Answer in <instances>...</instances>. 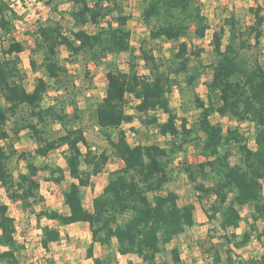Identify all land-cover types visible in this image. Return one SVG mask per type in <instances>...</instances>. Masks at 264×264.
<instances>
[{
    "label": "trees",
    "instance_id": "16d2710c",
    "mask_svg": "<svg viewBox=\"0 0 264 264\" xmlns=\"http://www.w3.org/2000/svg\"><path fill=\"white\" fill-rule=\"evenodd\" d=\"M54 1L46 0L47 4ZM68 1L72 4L67 12L72 28L48 18L33 31V51L41 52L42 58L38 63L32 57L31 65L34 72L41 70L42 74L29 90L21 67L26 46L15 35L18 14L10 0H0V139L6 142L0 145V185L8 198L25 207L42 201L39 172L47 170V180L55 183L62 182L66 174L62 166L38 165L35 154L47 157L66 147L65 161L73 179L63 191L69 210L43 208L37 213L38 221L47 218L60 225L88 222L92 241L86 253L94 264H118V255L131 254L141 257L144 264H162L158 255L163 246L197 224L196 205L180 204V194L168 187L173 180L172 165L189 146H197L206 159L197 163L180 160L178 168L193 183L208 221H219L218 241L208 234L209 245L205 249V244H200L202 251L211 256L212 264H264V252L246 260L234 258L238 256L235 249L264 237V227H259V221L264 223V63L257 53L251 54L259 50L264 38V6L249 8L251 24L242 25L231 13L224 18L223 28L213 33L215 61L203 97L196 88L207 66L201 59L204 49L184 40L203 39L210 28L197 0H142L143 17L152 26L149 37L177 45L167 57L154 54L145 42L137 52L123 0ZM88 25L97 30L90 31ZM227 27L230 34L225 42ZM63 51L74 59L84 55L96 65L107 63L106 93L94 107L80 106L83 91L63 62ZM121 53L129 56L127 69L117 65ZM141 62L146 72L139 71ZM176 86L190 92V101L199 111L192 125L171 106L170 94ZM51 92L52 100L44 105ZM129 97L148 125L161 136H170L164 144L129 141L127 131L120 128L135 119L127 109ZM87 112L104 133L113 156L123 162L122 167L110 171L107 184L93 199L92 210L84 204L83 187H94L93 175L103 172L111 154L93 150L84 126ZM158 112L167 118L162 120ZM214 115L252 124L254 147L241 126L225 127L213 121ZM51 123H59L62 131L48 134L45 129ZM24 130L38 143L35 154L15 147ZM111 130H118L116 138ZM234 146L236 161L232 160ZM15 157L26 161L27 171L20 172L18 178L10 166ZM245 205L253 208L251 220L242 215ZM243 221L247 227L239 234L236 230ZM41 229L45 249L62 239L57 227L43 225ZM95 244L104 247L106 254L96 256ZM0 248H4L0 263L25 264L21 259L25 246L17 238L16 220L9 204L1 199ZM172 261L183 263L179 246L172 248Z\"/></svg>",
    "mask_w": 264,
    "mask_h": 264
},
{
    "label": "rangeland",
    "instance_id": "374dc122",
    "mask_svg": "<svg viewBox=\"0 0 264 264\" xmlns=\"http://www.w3.org/2000/svg\"><path fill=\"white\" fill-rule=\"evenodd\" d=\"M12 8L17 12L18 17L15 19V35L19 41H22L26 50L21 53L22 64L21 67L26 73L25 84L29 90H32L35 84V78L42 74V71L34 72L31 65V58L41 62V52H34L33 48L34 37L33 31L36 29L39 22H43L48 18L61 20L66 28H72L70 16L67 14L71 10L72 4L68 0H55L51 4H47L46 0H10ZM201 6L203 13L207 16L210 28L207 31L205 38L188 40L190 46H201L204 50L201 59L207 66L201 76L200 82L196 88L199 94L206 97L207 87L206 82L211 77V65L215 61V55L212 51V36L213 33L219 31L224 26V18L233 13L241 22L242 25L251 24L253 21L252 14L249 8L261 4L264 6V0H197ZM57 9H55V5ZM125 12L129 15L127 27L131 30V42L140 53V46L145 42V46L153 50L157 56H169L171 50L176 48L175 42H169L164 39H151L149 32L151 25H149L142 14L143 2L142 0H123ZM58 10V11H56ZM64 12V14H61ZM7 16L10 18L11 13L8 11ZM90 31H96L97 27L93 25L87 26ZM229 29H225V42L229 38ZM253 50L248 51V54ZM256 51V52H255ZM251 54H256L264 63V38L259 50H255ZM63 62L66 63L70 73L75 79V83L83 91L80 96V106L85 108L87 105L91 108L95 106L97 101H100L105 93L108 84L107 63L96 65L89 61L86 56L81 55L75 59L68 55L66 51L62 52ZM129 56L126 53H121L117 57V65L121 69L128 68ZM140 72H146L143 63L139 66ZM87 72H89L87 74ZM53 92L45 96L43 104L47 105L52 100ZM130 105L127 108L129 113L135 115L133 122H125L120 128L127 131L129 141L132 144L159 142L164 144L170 136H161L157 129L146 123V116L142 115L135 108H133L135 101L129 97ZM171 106L178 112L180 116H186L190 124H194L198 117V109L195 108L193 102L190 101V92H182L176 86L170 94ZM162 120L167 116L164 113L158 112ZM214 122H221L225 127L227 126H241L250 137V145L254 147V126L248 122H239L236 119L227 117L213 116ZM11 123L8 125L10 128ZM84 126L86 127V135L93 146V150L100 154L103 150H108L111 154V160L105 166L103 172L98 175H93L94 187H83L84 204L89 210L93 209V199L98 195L107 184L109 180V173L111 170L123 166V162L118 160L111 153L108 141L104 133L95 124L94 120L87 112L84 117ZM48 134H59L62 131L59 123H51L46 127ZM112 131V130H111ZM116 138L118 130L112 131ZM5 141L0 139V145ZM6 143V142H5ZM15 147L19 152H30L35 154V149L38 143L30 136L28 130H24L20 134V138L15 142ZM85 148V147H84ZM86 150V149H84ZM66 147H62L51 152L47 157L35 154V162L43 166L45 164L53 166H62L65 168V179L60 183L47 180L50 175L47 170H41L37 176L41 187L39 196L43 197L42 201L35 200L27 207L22 206L21 203L12 202L5 189L0 185V199L9 204V212L15 218L17 225V238L19 242L23 243L25 249L23 250L21 259L25 264H94L93 260L87 256V248L92 241V234L88 222H77L69 225H60L55 220L42 218L39 222L37 213L43 209H56L60 212H67L68 206L64 203L63 191L69 186L73 180L68 166L65 161ZM234 156L233 161L238 159L236 147H233ZM206 158L201 154L197 146H189L187 151L181 153L179 159L172 165L173 180L168 184L170 189L176 190L180 194V204L192 202L196 205L194 216L197 224L193 228L180 236H176L170 243L164 245V250L158 255V259L162 264H173L172 248L179 246L181 250L182 264H212L211 256L202 251L200 244H205V249L209 245L208 234H214L216 237L214 241H218V235L221 233L219 221H208L205 211L201 207L198 198V192L195 190L192 182L189 181L185 173L180 172L178 168V161L185 160L188 163H197ZM10 166L18 178L20 172L27 171L26 161L14 158ZM86 168V167H85ZM264 188V180H263ZM209 203V202H208ZM207 203V205H208ZM251 205L241 207L242 215L251 220L250 213L252 211ZM49 225L57 227L62 233L60 241L52 242L48 249H45L41 243L43 235L41 226ZM247 227L246 221H243L241 226L236 230L241 234ZM259 227L263 228L264 223L259 221ZM4 248H0L2 250ZM95 255L102 256L106 254V250L99 244H95ZM204 249V250H205ZM238 256L234 258L243 259L251 257H259L264 252V237L262 241L255 238L244 248L235 249ZM52 260V261H51ZM52 262V263H51ZM4 264V263H0ZM118 264H144L141 257L136 254L118 255ZM226 264V263H223Z\"/></svg>",
    "mask_w": 264,
    "mask_h": 264
},
{
    "label": "crops",
    "instance_id": "0c3cea01",
    "mask_svg": "<svg viewBox=\"0 0 264 264\" xmlns=\"http://www.w3.org/2000/svg\"><path fill=\"white\" fill-rule=\"evenodd\" d=\"M69 210V209H68ZM68 212V211H67Z\"/></svg>",
    "mask_w": 264,
    "mask_h": 264
}]
</instances>
